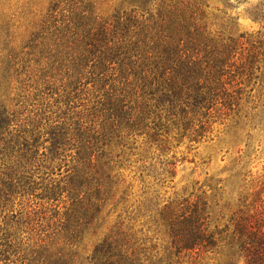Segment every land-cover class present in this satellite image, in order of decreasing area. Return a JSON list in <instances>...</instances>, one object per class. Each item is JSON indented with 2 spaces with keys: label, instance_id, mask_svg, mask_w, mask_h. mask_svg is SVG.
Segmentation results:
<instances>
[{
  "label": "trees",
  "instance_id": "1",
  "mask_svg": "<svg viewBox=\"0 0 264 264\" xmlns=\"http://www.w3.org/2000/svg\"><path fill=\"white\" fill-rule=\"evenodd\" d=\"M105 4L49 0L0 39V261L264 264V203L243 194L239 158L196 192H160L176 148L264 77V39L207 0ZM248 14L264 22V0Z\"/></svg>",
  "mask_w": 264,
  "mask_h": 264
},
{
  "label": "rangeland",
  "instance_id": "2",
  "mask_svg": "<svg viewBox=\"0 0 264 264\" xmlns=\"http://www.w3.org/2000/svg\"><path fill=\"white\" fill-rule=\"evenodd\" d=\"M114 1L116 0H106L105 5H111ZM48 2L49 0H0V39L6 35L5 40L12 36V39L16 38L17 41L19 36L26 32L27 25H35L44 20ZM207 2L215 12V8L225 12L224 15L229 18L231 30L235 34H252V37L264 39V22L253 20L248 14L259 0ZM223 2H226L227 8H224ZM253 75L255 78L252 77L244 87L243 104L237 113L232 111L227 116H216L209 132L200 142L190 144L183 141L176 148L178 161L175 176L172 182L160 189L162 194L165 192L164 196H172L173 192H196V187L207 178L227 176V172H222V169L239 158L246 174L243 194L248 202L264 203V77H260V71L253 72ZM245 114L246 116H243ZM48 212L47 218L42 221L45 228L47 220H54L53 210ZM4 214L3 212L0 215V228L5 226L3 221L9 223ZM10 233L12 232H3L0 229V237ZM22 235H25V232ZM7 257L8 259H5V262L0 261V264H23L14 248H10Z\"/></svg>",
  "mask_w": 264,
  "mask_h": 264
}]
</instances>
